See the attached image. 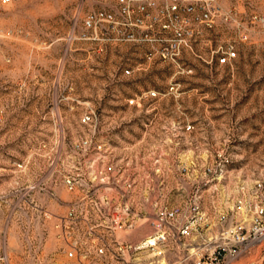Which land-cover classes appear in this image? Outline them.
Here are the masks:
<instances>
[{
  "label": "rangeland",
  "instance_id": "rangeland-1",
  "mask_svg": "<svg viewBox=\"0 0 264 264\" xmlns=\"http://www.w3.org/2000/svg\"><path fill=\"white\" fill-rule=\"evenodd\" d=\"M223 4L240 8L243 27L219 29L175 62L79 39L86 14L114 11L116 0L0 5V264L120 263L81 258L85 245L69 257L59 228L78 196L53 174L59 182L93 174V147H78L86 140L108 143L130 174H225L203 195L211 217L230 211L238 184L264 180V24L251 19L264 13V0ZM230 44L236 60L218 66L212 51ZM93 113L96 129L82 123ZM193 194L174 192L170 202ZM226 264H264V241Z\"/></svg>",
  "mask_w": 264,
  "mask_h": 264
},
{
  "label": "built area",
  "instance_id": "built-area-1",
  "mask_svg": "<svg viewBox=\"0 0 264 264\" xmlns=\"http://www.w3.org/2000/svg\"><path fill=\"white\" fill-rule=\"evenodd\" d=\"M22 1L0 0V5ZM242 15L237 5L225 6L223 0H116L114 11L86 14L79 39L134 45L146 49L149 59L175 62L184 51L195 54L197 45L219 29L243 27ZM251 19L264 24V13ZM237 56L235 44L212 51L218 66L231 65ZM98 120L93 113L82 123L96 129ZM78 147H93V174H64L60 182L53 174L55 184L78 196L59 224L70 243L69 257L85 245L89 253H80L81 258L132 264V258L146 256L147 264H154L160 256L171 260L180 249L187 253L183 262L226 264L264 241V180L238 184L230 211L219 209L211 217L202 206L203 195L225 174H130L108 143L86 140ZM190 185L195 191L188 190ZM174 192L194 194L175 205L170 202ZM143 222L149 232L138 241L133 235Z\"/></svg>",
  "mask_w": 264,
  "mask_h": 264
},
{
  "label": "crops",
  "instance_id": "crops-1",
  "mask_svg": "<svg viewBox=\"0 0 264 264\" xmlns=\"http://www.w3.org/2000/svg\"><path fill=\"white\" fill-rule=\"evenodd\" d=\"M148 232H149V228L147 224L143 222L138 228V230H136L133 237L139 241L141 238H144L146 234H148ZM186 254H187L186 250L176 249L171 260H174V262L175 260H178L179 262L176 261L177 262L176 264L183 263V258ZM184 263L186 264L187 262Z\"/></svg>",
  "mask_w": 264,
  "mask_h": 264
}]
</instances>
